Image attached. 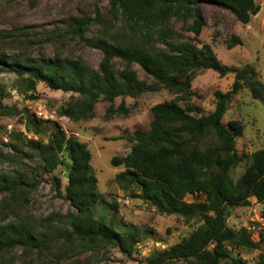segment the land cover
I'll use <instances>...</instances> for the list:
<instances>
[{
	"label": "trees",
	"instance_id": "trees-1",
	"mask_svg": "<svg viewBox=\"0 0 264 264\" xmlns=\"http://www.w3.org/2000/svg\"><path fill=\"white\" fill-rule=\"evenodd\" d=\"M202 1L227 8L242 24L250 23L261 8L255 0H108L113 12L121 15L127 31L110 35L112 41L105 37L86 39L103 53L98 70L81 59L62 57L58 53L52 57L7 55L5 44L8 42L18 45L20 42L25 50L29 48L19 41L29 38V29L0 31V67L18 75L15 86L24 92H35L42 82L55 91L76 93L77 98L58 110L60 117L74 121L92 118L95 104L101 99L112 104L106 113L110 118L128 112L124 102L114 108L113 103L119 97L136 98L145 92L158 91L161 86L173 94H189L198 70L211 69L221 76L234 74L232 88L225 93L216 92L215 109L207 115L202 114L199 105L183 106L177 101L154 105L150 129L136 130L130 139L129 154L112 159L114 166H124L116 181L125 191H132V198L143 199L160 213L180 216L189 223L195 219L202 221L188 237L170 248L154 251L141 264H170L179 260L188 264H247L235 254L234 248L264 247V231L254 240L245 227L234 230L228 226L234 208L250 206L252 197L264 203V148L250 155L245 171L234 179L233 170L244 161L237 148L244 124L240 120L223 123L228 103L242 88H248L254 99L264 102V83L252 64L242 68L224 64L211 45L200 41L206 25L199 8ZM172 18L183 23L190 21L188 27L194 37L175 39L169 27ZM94 21L89 17L65 19L67 29L59 33V38L84 39ZM49 40L54 39L49 37ZM241 44L239 37L226 41L228 49ZM117 59L125 63L123 69L115 67ZM134 64L152 81L140 79L132 68ZM5 97V90L0 87L1 114L24 115L28 132L36 136L47 133L40 119L28 109L5 104ZM205 136L214 137V143L202 147ZM27 146L34 153H30L31 159H38L41 174L63 167L68 181L66 199L72 209L56 220L49 216L0 226V260L4 253L16 247H22L27 253L36 252L40 257L59 246L58 258H62L76 244L89 251L113 246L131 256L137 249L138 236L132 230L119 232L112 220L95 215L102 195L86 144L68 136L56 125L47 143L29 139ZM54 180L59 189L61 178L56 176ZM35 187L36 183L25 173L0 171V194L8 195L2 201L3 210L27 202L29 192ZM189 194L204 198L188 202L185 198ZM256 264H264V255H260Z\"/></svg>",
	"mask_w": 264,
	"mask_h": 264
},
{
	"label": "rangeland",
	"instance_id": "rangeland-1",
	"mask_svg": "<svg viewBox=\"0 0 264 264\" xmlns=\"http://www.w3.org/2000/svg\"><path fill=\"white\" fill-rule=\"evenodd\" d=\"M260 5L259 13L250 23H240L235 15L225 7L202 1L199 4L200 12L206 22L200 35V41L212 46L219 60L229 66L242 68L252 64L259 72V79L264 83V0H255ZM70 17H89L95 21L84 35V39L66 36L59 38L60 32H65V19ZM190 21L171 19L169 27L173 29L175 39L194 37L189 31ZM27 27L28 37L19 41L28 44L25 50L20 42L5 44L7 55L30 54L33 57L40 55L52 57L60 54L62 57L81 59L92 69L98 70L103 57L101 50L92 47L86 39L93 40L105 37L112 41L110 35L127 31L120 14L113 12L108 0H0V31H12ZM52 37L54 40H49ZM234 37L242 39V44L228 49L226 41ZM158 46L163 44L158 43ZM125 63L117 59L115 67L123 69ZM140 79L152 81L145 71L137 64L132 65ZM18 75L8 69L0 67V87L6 92L4 103L16 106L18 109H28L30 114L42 121L46 134L36 136L26 130L24 115H3L0 113V171L25 173L31 181L36 183L35 189L28 194V201L15 204L3 210V199L8 195L0 194V226L10 223L17 224L22 220L45 219L52 216L53 220L65 215L72 209L66 199L68 184L66 172L59 167L53 173L41 174L38 159L30 157L31 148L27 146L29 139H41L48 142V137L55 131V126L61 127L68 136L77 138L86 144L91 152V165L97 177L98 191L102 195L96 205L95 215L98 218L112 220L119 232L132 230L139 239L136 251L127 256L119 248L113 246L98 247L95 250H85L74 246L67 256L58 258L59 246L42 256L36 252L27 253L22 247H16L4 253V264H141L148 255L157 250L167 249L188 237L197 229L202 221L195 219L187 222L177 215L160 213L155 206L140 198H132V191H125L116 181V176L125 170L124 166H114V157H125L131 151L136 130L148 131L153 119L152 107L165 101H177L183 106L199 105L202 114L207 115L214 111L217 99L216 92H228L234 82V74L221 76L214 70H198L194 73L191 93L173 94L163 86L158 91H150L136 98L119 97L113 103L118 108L124 102L128 112L117 113L107 118V109L112 105L103 99L94 107L92 118L74 121L68 117H60L58 110L67 105L76 93H65L49 88L45 83H38L35 92H24L15 84ZM17 93H14V92ZM232 120H240L244 130L237 139V148L244 161L236 167L232 175L237 179L250 163V155L264 148V102L254 99L249 89L244 87L232 97L228 103V110L223 117L227 125ZM20 134L23 136L20 138ZM212 136H205L202 147L213 144ZM19 147L20 149L16 148ZM28 154L29 156L25 155ZM34 155V153H33ZM61 178V186L56 187L55 177ZM200 195L189 194L185 200L194 202L203 199ZM248 207H236L228 218V226L234 230L244 227L254 218L258 226L264 222V203L256 198L250 199ZM262 221V222H260ZM264 226V224H263ZM264 231V230H263ZM214 245V244H213ZM211 245V248L213 247ZM229 248H233L229 245ZM235 254L246 260L247 264H256L261 249L235 247ZM170 264H188L179 260Z\"/></svg>",
	"mask_w": 264,
	"mask_h": 264
},
{
	"label": "built area",
	"instance_id": "built-area-1",
	"mask_svg": "<svg viewBox=\"0 0 264 264\" xmlns=\"http://www.w3.org/2000/svg\"><path fill=\"white\" fill-rule=\"evenodd\" d=\"M14 93H17L16 91ZM251 223L249 224V222L244 226L248 232L251 233L252 238L254 240H258L260 238V233L264 230V222H262L261 226H258L257 224H255V220L254 218L251 219L250 221Z\"/></svg>",
	"mask_w": 264,
	"mask_h": 264
}]
</instances>
